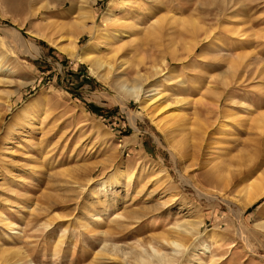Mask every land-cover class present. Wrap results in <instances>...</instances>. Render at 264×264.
Returning a JSON list of instances; mask_svg holds the SVG:
<instances>
[{
  "label": "rangeland",
  "instance_id": "obj_1",
  "mask_svg": "<svg viewBox=\"0 0 264 264\" xmlns=\"http://www.w3.org/2000/svg\"><path fill=\"white\" fill-rule=\"evenodd\" d=\"M0 59V264H264V0H0Z\"/></svg>",
  "mask_w": 264,
  "mask_h": 264
},
{
  "label": "bare ground",
  "instance_id": "obj_2",
  "mask_svg": "<svg viewBox=\"0 0 264 264\" xmlns=\"http://www.w3.org/2000/svg\"><path fill=\"white\" fill-rule=\"evenodd\" d=\"M106 20H108V17H106L104 19V21H106ZM80 32H81V30H79L77 28H73L71 33L73 35H75V36L68 37L65 40L66 44H55L56 47L61 52H63L65 55H67L69 58L77 60V61H79L81 63H88L89 65H91L92 71H94V67H99V68L104 67L105 69L113 67V65L110 62H108V60H105V59H103L100 56H95V55L91 54L87 49H84L81 52L79 51L78 46H77L78 40H77L76 36L79 35ZM29 46L30 47L25 49V52H27V53H36L37 47L35 45H33V44H30ZM1 69H2V61L0 59V70ZM125 91H126V93L130 94V97L134 96L136 99L140 96V94L142 92L139 88H135L134 90L127 88ZM150 91H154V93L152 92L151 93L152 95L150 97H148V96L146 97V100L144 101V102H146V106L145 107L156 106V104L159 102V99L161 97V95L158 96V94H160V92L157 91V88H154L153 90H150ZM147 92H149V90ZM154 118H156V117H154ZM152 119H153V117H152ZM156 120H157V118H156ZM158 120H160V121H158L156 123H157V126L160 127V123H161L162 119H158ZM258 120H259V118H258ZM257 122H260V124L258 125V128H263L264 127V115L262 116L260 121H257ZM220 171H221V169H220ZM220 171H219V174L221 173ZM226 171H227V169L224 171V173H226ZM224 173H222V174H224ZM219 176L221 177V174ZM244 178L239 180V184H238L239 189L236 191L237 194H238V198L236 199V201L240 204V214L243 213V210L245 208L253 205L254 203H256L258 200H260L264 196V173L263 172L260 173L259 175L255 176V177H254V173H251V174L247 175V179H244ZM223 179H225V177ZM104 189H105L104 183H100L98 185V188H97L96 191H101V190H104ZM93 197H95V196H93ZM110 200L108 201V203H111ZM112 202H114V201H112ZM112 204L114 205V203H112ZM114 208H115V206H114ZM127 214H128V212H127ZM95 215H93V216H95ZM120 218H124L122 213H117V212L113 213V217H112L111 221L115 222L117 220L115 222V224H116L115 227H120L121 226L122 223L119 220ZM194 221H189L188 220V221H185V222H183L181 224L175 225L174 226L175 227V229H174L175 237L173 239H170V240H165L164 239L170 246H172V249H173L172 251L173 252H175V253L178 252L180 250V247L184 246L183 245V241L186 242L185 240H188L190 237H193L195 234L198 233V228L200 227L201 223H200V221L199 222H194ZM255 227L264 229V221L255 223ZM244 230H243V227L241 229L239 228L240 234H238L243 239H245V236H246L245 235L246 233H245ZM246 238H247V236H246ZM203 248H204V250H207L208 249V245H204ZM151 249H152V254H150V253L140 254L138 257L135 258L134 264H162V263H165V262H168L170 264L173 261L174 257H175L172 254H168V255H166L165 253L161 254L159 251L156 250V248L154 249L152 246H151ZM107 251H108V249H107ZM145 251L147 252L148 250H145ZM103 252L105 253V251H103ZM124 252H126V251H124ZM108 253H110V251ZM125 255H124V257H125ZM109 256L111 257V254ZM116 257L117 256H115V258ZM111 259H112V257H111ZM153 259H155V260H153ZM11 264H18V263L15 262V263H11Z\"/></svg>",
  "mask_w": 264,
  "mask_h": 264
}]
</instances>
